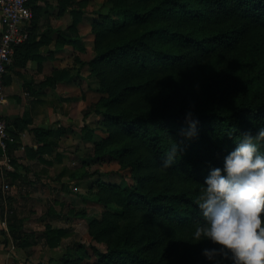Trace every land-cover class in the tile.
<instances>
[{"label": "trees", "instance_id": "16d2710c", "mask_svg": "<svg viewBox=\"0 0 264 264\" xmlns=\"http://www.w3.org/2000/svg\"><path fill=\"white\" fill-rule=\"evenodd\" d=\"M108 1L110 10L95 12L91 22L96 55L87 62L100 81L97 91L107 95L98 111L108 136L96 142V150L131 167L136 184L100 182L99 199L109 210L89 225L108 248L96 250L95 264H211L202 249L212 243L192 240L202 222L196 201L210 168L223 166L243 133L264 126V0ZM71 13L73 25L58 34L62 43L84 51L78 33L83 12ZM225 54L233 61L231 73H208L209 80L188 75L212 56L227 66ZM71 76L63 69L47 82ZM189 110L199 121L198 135L190 139L181 135ZM32 132L42 154L60 136L55 130ZM91 135L88 130L87 138ZM176 142L175 162L162 167ZM9 148L12 155L16 144ZM3 199L0 194L2 211ZM13 213L9 231L19 235ZM69 235L64 228H49L46 243L57 248Z\"/></svg>", "mask_w": 264, "mask_h": 264}, {"label": "rangeland", "instance_id": "374dc122", "mask_svg": "<svg viewBox=\"0 0 264 264\" xmlns=\"http://www.w3.org/2000/svg\"><path fill=\"white\" fill-rule=\"evenodd\" d=\"M74 9L83 12L81 22H89L86 27H83V33H86L87 29L88 32L91 31V22L96 17L95 12H108L110 3L108 0H75ZM263 54L264 49L260 52V55ZM95 55L93 41L92 49L76 56L73 67L67 68L72 73L74 86L72 89L66 88L65 104L61 105L60 110L66 114L67 119L58 122L61 127L58 129L60 136L57 139V145L62 152H65L59 169L60 171L61 168L64 169L65 181L63 184L60 183V188H57L61 192L58 200L48 199L46 197L48 191L45 187L42 188L44 196L28 204L30 207L26 221H28L30 230L27 233L12 235L7 223L11 243L10 259H14L15 262L13 264H43V262L48 263L53 256L57 258V262L53 264H95L98 261L96 250L106 251L108 248L105 241L93 237L89 225L91 218L101 221L109 210L99 199L102 186L100 182L115 185L136 184L133 177L134 170L131 167L123 168L118 158L102 156L96 150V142H100L108 135L105 129L106 120L98 111L102 109L100 108L102 98L107 95L97 91L100 81L92 74L87 64ZM213 57L212 59L206 58L202 63L194 66L188 75L192 78L209 80L208 73L215 75L218 72L220 74L231 73L230 62L233 61L228 58V54L223 56L229 60L227 66L221 63V59L213 60ZM88 130L92 133L91 139L87 138ZM54 139V136L49 137L50 141ZM54 148L52 147V150L48 148L43 154L55 155ZM53 173L56 174V171L53 170ZM1 179L0 194L12 197V188L8 194L3 192V187L8 184L6 183L7 177L2 176ZM51 189L52 187L50 191ZM59 213L64 218L54 217ZM5 219L8 220V217ZM52 227H64L70 233L62 240L60 249L56 253L52 252L46 243L48 230Z\"/></svg>", "mask_w": 264, "mask_h": 264}, {"label": "crops", "instance_id": "0c3cea01", "mask_svg": "<svg viewBox=\"0 0 264 264\" xmlns=\"http://www.w3.org/2000/svg\"><path fill=\"white\" fill-rule=\"evenodd\" d=\"M73 8L74 4L65 0H33L35 17L25 25L27 43L18 48L5 74V100L1 113L7 120L9 136L6 150L0 144V181L2 176L7 177L6 183L10 190L12 188V197L4 195V211L0 209V264L15 263L14 259H10L11 243L8 241V220L5 219L9 212H14L18 232L27 233L30 230L26 221L30 207L28 204L43 197L42 188L45 187L48 191L46 197L58 200L61 192L57 188L65 181L64 169L59 170L65 152H62L56 141L52 144L57 149L54 150L55 155L40 153L42 144L32 131L60 129L58 122L67 119L60 107L65 104L66 88L72 89L74 81L71 78L53 84L47 79L60 70L72 68L76 56L92 49L94 35L88 29L83 33V27L89 22L78 25L79 37L85 43L84 51L80 47L62 43L63 37L59 36L58 31L67 32L73 25ZM11 144H16L12 155L9 153ZM59 216L64 218L60 213L54 217ZM49 249L56 253L60 246ZM53 258L57 259L55 256Z\"/></svg>", "mask_w": 264, "mask_h": 264}, {"label": "clouds", "instance_id": "9594fccd", "mask_svg": "<svg viewBox=\"0 0 264 264\" xmlns=\"http://www.w3.org/2000/svg\"><path fill=\"white\" fill-rule=\"evenodd\" d=\"M188 127L181 135H198V119L186 112ZM178 153L177 142L165 154L162 167H170ZM197 198L202 222L192 240L210 241L202 254L211 264H264V126L254 134L243 133L223 158L212 167Z\"/></svg>", "mask_w": 264, "mask_h": 264}, {"label": "built area", "instance_id": "2783aa9c", "mask_svg": "<svg viewBox=\"0 0 264 264\" xmlns=\"http://www.w3.org/2000/svg\"><path fill=\"white\" fill-rule=\"evenodd\" d=\"M31 0H0V144L7 149L8 124L2 116L1 106L5 100V74L14 61L17 46L27 40L25 25L33 19ZM10 186L3 187L8 194ZM6 196V194H5Z\"/></svg>", "mask_w": 264, "mask_h": 264}]
</instances>
